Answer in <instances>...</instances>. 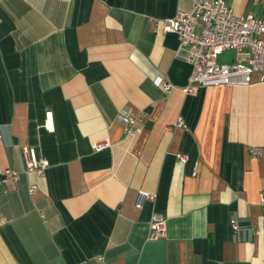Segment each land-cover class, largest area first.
Listing matches in <instances>:
<instances>
[{
    "label": "crops",
    "instance_id": "1",
    "mask_svg": "<svg viewBox=\"0 0 264 264\" xmlns=\"http://www.w3.org/2000/svg\"><path fill=\"white\" fill-rule=\"evenodd\" d=\"M223 1L264 17V0ZM192 8L0 0V177L16 174L0 185V264H264V86L184 92L192 67L162 21ZM125 108L149 113L131 136L117 119ZM25 145L48 161L43 178L25 171ZM138 191L155 200L135 208ZM152 213L166 220L156 241Z\"/></svg>",
    "mask_w": 264,
    "mask_h": 264
},
{
    "label": "built area",
    "instance_id": "2",
    "mask_svg": "<svg viewBox=\"0 0 264 264\" xmlns=\"http://www.w3.org/2000/svg\"><path fill=\"white\" fill-rule=\"evenodd\" d=\"M190 12H178L173 17L162 21V32L175 34L178 38L176 57L192 67L188 85L184 92L195 95L199 89L220 86H249L260 83L264 86V17L252 14L235 16L223 0H192ZM232 51L233 59L228 63H219L217 59L224 52ZM165 95L174 89L164 78L156 79ZM149 117L146 110L133 115L129 109L120 111L117 119L123 126L125 136H131L140 123ZM174 127L184 128L181 117ZM44 128L53 132L54 126L51 112L45 113ZM110 147L108 141L93 143L94 152H100ZM24 169L43 178L49 167L46 160L39 159L34 147L25 145L21 149ZM249 154L259 159L263 155L262 148H251ZM176 159L186 164L188 157L178 153ZM16 174L6 170L0 177V185ZM35 187L29 188L33 194ZM155 200V195L138 191L134 206L141 209L145 203ZM259 202L264 206V196ZM234 231L238 230L235 221H231ZM166 220L159 213H152L148 224L149 240H160L165 237Z\"/></svg>",
    "mask_w": 264,
    "mask_h": 264
},
{
    "label": "rangeland",
    "instance_id": "3",
    "mask_svg": "<svg viewBox=\"0 0 264 264\" xmlns=\"http://www.w3.org/2000/svg\"><path fill=\"white\" fill-rule=\"evenodd\" d=\"M233 57H234V53L232 51L224 52L222 55L218 57L217 62L228 63L233 59Z\"/></svg>",
    "mask_w": 264,
    "mask_h": 264
}]
</instances>
